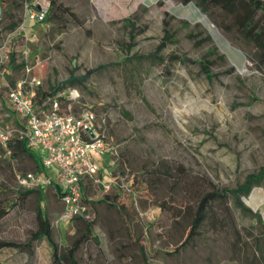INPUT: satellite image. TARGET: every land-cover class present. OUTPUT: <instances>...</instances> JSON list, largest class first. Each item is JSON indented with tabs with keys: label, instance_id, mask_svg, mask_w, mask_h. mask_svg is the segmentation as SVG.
I'll list each match as a JSON object with an SVG mask.
<instances>
[{
	"label": "rangeland",
	"instance_id": "obj_1",
	"mask_svg": "<svg viewBox=\"0 0 264 264\" xmlns=\"http://www.w3.org/2000/svg\"><path fill=\"white\" fill-rule=\"evenodd\" d=\"M54 2L66 12L35 25L27 43L19 36L8 42L17 66L8 63L0 73V119L20 124L8 102L10 82L35 77L50 92L69 77H82L59 91L65 97L60 110L95 114L114 165L104 179L111 184L107 192L84 184L92 200L85 219L93 224L78 263L258 264L252 237L264 229V179L242 196L248 211L231 196L215 201L197 235L176 249L205 192L233 189L264 168V70L251 60L254 49L231 40L193 1ZM21 18L20 6L0 0V43ZM165 29L171 41L157 53L163 62L146 57L156 53ZM24 45L28 72L20 66ZM203 59L212 62L211 78L195 63ZM100 65L106 67L92 71ZM12 153L9 158L0 150V239L26 243L40 206L52 241L68 247L82 222L59 220L63 208L52 187L42 199L24 195L15 175L34 171V162L20 146ZM105 196L108 204L101 201ZM50 252L44 239L30 250L3 248L0 264H52Z\"/></svg>",
	"mask_w": 264,
	"mask_h": 264
},
{
	"label": "built area",
	"instance_id": "obj_2",
	"mask_svg": "<svg viewBox=\"0 0 264 264\" xmlns=\"http://www.w3.org/2000/svg\"><path fill=\"white\" fill-rule=\"evenodd\" d=\"M21 3L20 23L0 43V73L9 62L11 51L8 42L19 36L27 43L34 38V26L44 23L48 15V0H21ZM26 57L24 45L21 61L28 72ZM33 85H39L35 77L27 84L18 81L10 89L8 102L20 120V126H7L0 119V146L6 147L12 139L24 140L32 146L44 170L17 173V185L23 189L54 185L60 191L59 200L63 208L59 220L67 222L75 217L86 218L90 208L84 200L85 182L91 180L104 192L111 186L110 180H104L111 177L110 167L114 165V161L107 159L110 148L104 142L102 128L96 124L95 114L90 109H83L77 115L61 111L60 103L55 98L49 101L47 110L39 109L35 106Z\"/></svg>",
	"mask_w": 264,
	"mask_h": 264
},
{
	"label": "trees",
	"instance_id": "obj_3",
	"mask_svg": "<svg viewBox=\"0 0 264 264\" xmlns=\"http://www.w3.org/2000/svg\"><path fill=\"white\" fill-rule=\"evenodd\" d=\"M191 1L194 2V5L202 14L211 18L213 20V23L217 27L225 31V33L231 40L246 46H251L254 49L251 60L255 63L257 68L264 70V0H183V2L185 3ZM11 3L13 4V6H20L22 10L21 0L19 3L16 0H11ZM49 3V11L45 22L51 19H58L62 14L66 12V9L62 8L60 5H57L54 0L49 1ZM219 17L221 20H218ZM126 20L128 19H125V21ZM225 23L228 24L225 25ZM16 25L17 23L14 22L9 26V28L12 29ZM169 41H171V34H169L168 30L165 29L164 35L156 47V53L150 54L146 57H154L156 60L163 62L164 59L161 56L157 55V53L160 52ZM172 57L174 59L178 58L177 56ZM8 63L13 69L17 66L14 52H10ZM195 63L200 66L201 71L207 77L211 78L209 68L212 62L210 60L203 59ZM20 66H24L23 61H21ZM105 67L106 65H100L94 68L92 71L103 69ZM81 79L82 77H69L65 82H61L58 85L51 87L50 92H45L37 86L35 97L38 98V101H36L37 99H34L35 106H38L40 109L47 110L49 108V101L54 98L57 99L61 105V101L65 99V97L63 96V94L60 95L59 91H61V89L64 87V84L67 83L69 85H73L74 82ZM16 83L10 82L12 88ZM102 137L104 142L107 144L104 134ZM17 146H20L22 150L29 153L31 159L38 167L37 170H44L40 157H35L33 155L32 150L28 149V145L24 140L20 141L12 139L6 145V147L0 146L2 156L8 155L7 157L9 158L13 157L14 154L12 152ZM262 179H264V168H262L257 173L247 175L244 181L233 189L214 188L211 191L205 192L197 201L195 213L191 221V228L189 229L185 240L179 246H177L176 249L178 250L181 247L185 246L191 239H193L197 235L202 225L205 224L208 218H210L212 204L215 201H221L227 196H231L233 199V203L237 208H240L243 211H248V209L243 205L241 201L242 196H247L252 187L256 184H259ZM87 181L91 182V180ZM47 187H52L54 195L59 199V189L54 185H50ZM45 188L25 189L23 194L25 195L34 192L39 196L40 199H42V194L46 190ZM107 199L108 197L105 196L101 201L108 204ZM84 200L88 203V205L92 202V200L87 199L86 196ZM1 211L5 212L7 210H3L1 208ZM254 217L256 221L262 226V221L259 214H255ZM72 220L82 222L83 231L73 238L68 247L63 249L59 248L52 241L50 222L45 216L43 210L40 208V206H38L35 213L36 228L34 231L30 232L29 240L26 243H16L10 240L0 239V249L23 248L26 250H30L33 242L44 239L50 247V257L52 264H79L76 254L80 246L85 243L88 240L89 236L92 234L93 223L83 217H75ZM262 228H264V226H262ZM261 233L262 234H260L259 236L252 237V252L256 255L258 264H264V229H262Z\"/></svg>",
	"mask_w": 264,
	"mask_h": 264
},
{
	"label": "crops",
	"instance_id": "obj_4",
	"mask_svg": "<svg viewBox=\"0 0 264 264\" xmlns=\"http://www.w3.org/2000/svg\"><path fill=\"white\" fill-rule=\"evenodd\" d=\"M16 116V115H15ZM18 121H19V123H20V120L19 119H17ZM13 125H15V124H13ZM19 126H20V124H19ZM35 150H32V153L34 152ZM36 152V151H35ZM34 155V154H33ZM35 156V155H34ZM36 156H38V154H37V152H36ZM34 166H35V168H34V171L35 170H37L38 169V167H37V165L35 164V162H34ZM46 172L48 173V174H50V171L49 170H46Z\"/></svg>",
	"mask_w": 264,
	"mask_h": 264
},
{
	"label": "water",
	"instance_id": "obj_5",
	"mask_svg": "<svg viewBox=\"0 0 264 264\" xmlns=\"http://www.w3.org/2000/svg\"><path fill=\"white\" fill-rule=\"evenodd\" d=\"M204 16V15H203Z\"/></svg>",
	"mask_w": 264,
	"mask_h": 264
}]
</instances>
